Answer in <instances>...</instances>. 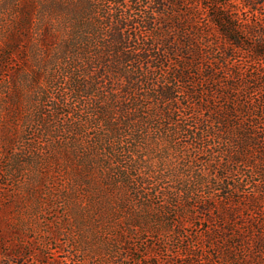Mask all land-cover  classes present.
Instances as JSON below:
<instances>
[{
  "label": "trees",
  "instance_id": "1",
  "mask_svg": "<svg viewBox=\"0 0 264 264\" xmlns=\"http://www.w3.org/2000/svg\"><path fill=\"white\" fill-rule=\"evenodd\" d=\"M11 3L0 127L14 131L6 111L19 123L28 108L30 137H2L0 163L59 154L55 199L71 255H84L71 264L90 255L75 216L97 210H108V256L127 264H264V0ZM10 201L0 194V248ZM149 239H177L180 254L153 263Z\"/></svg>",
  "mask_w": 264,
  "mask_h": 264
},
{
  "label": "rangeland",
  "instance_id": "2",
  "mask_svg": "<svg viewBox=\"0 0 264 264\" xmlns=\"http://www.w3.org/2000/svg\"><path fill=\"white\" fill-rule=\"evenodd\" d=\"M228 1L237 3L239 6L241 2V0ZM11 2L12 0H0V31H4L13 22ZM243 17L247 18L248 15H243ZM251 57L252 55L245 49L240 54V59L244 63L251 61V65L256 67L257 62ZM2 87L9 90L6 86ZM10 92H14L13 89ZM10 114L13 113L9 110L6 111L7 123L10 125L17 123V128L12 127V129L18 136L23 135L24 138H29L30 129L24 120L29 115L28 108L21 113L23 119L19 123L8 117ZM7 129L0 127V139L15 133L11 129L8 133ZM41 145L42 147L45 146L44 143ZM22 149L23 146L17 143L15 151H22ZM21 155L22 153H19L17 158L21 159ZM5 156L2 159V164L0 163V188L5 190H0V194L3 197H9L11 200L7 215L9 219L4 221V226H9L10 233L5 241L8 247L0 248V264H71L73 261L79 263L78 261H81L84 255L79 252L73 257L70 253V239L64 232L65 212L61 203L58 202L59 200L55 199L54 194L57 189L61 188V181L63 180L58 176L62 162L59 154L56 151L50 152L42 149L40 154L25 159L23 164L15 162L13 171H11L14 164L13 160L9 157L5 159ZM12 185L17 187L19 194L8 195L12 191ZM250 190V187H244V191L247 193ZM0 216L6 220V215L0 214ZM75 218L77 221L74 220L76 223L78 222L81 228H76V236L84 241L82 246L87 247L90 254L85 260L87 264H108V260L114 264L119 258L127 264L124 260L125 255L120 250H117L118 255L116 257L118 258L108 256V238H105V232L108 233V210H97L89 217L77 215ZM178 243L177 239H173L167 245L162 246L158 244L156 239H149L150 248L148 250L154 248L152 251L155 255L149 254L151 256L148 255L147 259L153 263L172 260L180 254L177 248ZM138 247V251H133L132 256L141 257L142 253L146 251V246L142 243H138ZM16 252H21L27 256L23 258L18 255H5ZM129 257H131L130 253ZM182 259L179 257L175 260L185 264ZM129 261H131L130 264H148L147 262L132 263V260Z\"/></svg>",
  "mask_w": 264,
  "mask_h": 264
}]
</instances>
